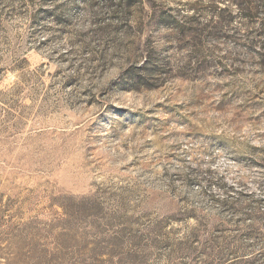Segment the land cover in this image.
<instances>
[{"label": "rangeland", "instance_id": "rangeland-1", "mask_svg": "<svg viewBox=\"0 0 264 264\" xmlns=\"http://www.w3.org/2000/svg\"><path fill=\"white\" fill-rule=\"evenodd\" d=\"M130 1L0 0V264H264V5Z\"/></svg>", "mask_w": 264, "mask_h": 264}, {"label": "trees", "instance_id": "trees-1", "mask_svg": "<svg viewBox=\"0 0 264 264\" xmlns=\"http://www.w3.org/2000/svg\"><path fill=\"white\" fill-rule=\"evenodd\" d=\"M110 1V0H106ZM119 1L121 6L124 8V10H129L131 1L130 0H115ZM213 2H219L220 0H211ZM232 3H236L238 9L242 12V14L246 15L247 18H255L258 14V6H256L257 0H232ZM258 2H261L262 5H264V0H258ZM264 8V7H263ZM217 10L221 11L220 16H223L224 12H226L224 9L219 8L218 6L216 7L213 4V11L217 12ZM161 23L165 22L164 18L160 19ZM262 27L264 29V23L262 24ZM173 32L175 33L176 36H178V39L180 41H183L184 39H189V38H196V36H199V31L197 29H192V28H187L185 25H177L173 28ZM211 30H214L216 34H219V29H217L216 26H213ZM221 34V33H220ZM146 68H141L140 70H145ZM136 78L137 76L135 74H132V78Z\"/></svg>", "mask_w": 264, "mask_h": 264}]
</instances>
